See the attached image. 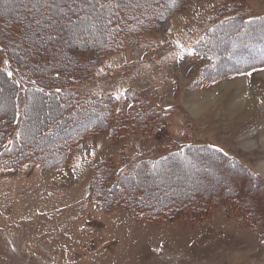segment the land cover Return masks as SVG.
<instances>
[{"label": "rangeland", "instance_id": "374dc122", "mask_svg": "<svg viewBox=\"0 0 264 264\" xmlns=\"http://www.w3.org/2000/svg\"><path fill=\"white\" fill-rule=\"evenodd\" d=\"M164 1L168 5L173 0ZM236 1L244 12L264 13V0ZM96 2L0 0V9L27 21L30 32L52 50L78 52L90 64L78 89L112 95L117 113L131 108L126 90L136 89L151 103L172 109L166 131L173 137L200 139L227 154L222 164L205 155L181 158L164 173L145 170L142 181L154 199L167 191L173 192L167 198L175 199L180 190L186 199L201 192L224 200L198 220L162 223L137 221L124 207L101 210L87 199L95 165L106 159L117 164L126 155L147 152L160 144L163 133L124 138L107 131L92 134L70 147L61 167L45 169L28 161L12 169L0 167V264H264V61L226 71L234 63L221 57L202 74L209 60L187 53L233 13L226 6L235 0H181L154 28L127 35L123 49L103 57L75 45L84 34L102 30ZM94 24L100 26L92 28ZM235 30L222 28L212 35L211 50L218 57L244 48L234 37L230 46L218 50ZM253 69L251 76L238 74ZM6 99L0 104L11 110ZM236 99L242 102L239 109L231 107ZM192 105L202 109L193 114ZM40 108L31 110L28 123L44 124L45 110ZM36 135L35 130L24 134ZM59 138L48 137L46 142L54 146ZM251 172L259 180L256 176L251 181L246 175ZM229 197L238 206L231 205Z\"/></svg>", "mask_w": 264, "mask_h": 264}, {"label": "trees", "instance_id": "16d2710c", "mask_svg": "<svg viewBox=\"0 0 264 264\" xmlns=\"http://www.w3.org/2000/svg\"><path fill=\"white\" fill-rule=\"evenodd\" d=\"M96 3L101 7L102 26L94 24L92 28L100 26L102 30L98 35L84 34V40H79L75 45L103 57L106 53L123 49L127 35L142 34L154 28L171 8L180 6L181 0H173L168 5L164 0H98ZM239 4L236 0L228 3L226 9L233 13L225 14V20L219 21L193 45L196 55L209 60L202 74L218 65L221 57H230L228 59L234 63L226 71L263 64L264 13L249 14L242 11ZM0 11V101L7 97L6 101L10 99L11 103V110L0 104V167L12 169L26 161L45 169L61 167L70 147L83 137L107 131L111 136L124 138L157 130L163 133L162 141L153 149L126 155L117 164L106 159L95 165L88 201L105 211L124 207L137 221L158 223L179 218L198 220L210 211L212 205L222 203L224 199L201 192L186 199L179 194L180 190L177 193L174 191L175 199L167 198L172 191L161 193L159 200L154 199L147 184L142 181L145 170L164 173L181 158L195 160L205 155L222 164L224 157L228 158L227 154L219 146L200 139L183 141L173 137L166 131L172 109L151 103L136 89L126 90V96L132 102L126 113L116 112L112 95L78 89L76 86L80 77L90 72V64L87 65L78 52L71 50L61 54L52 50L45 40L30 32L27 21L9 11ZM16 27L19 30L16 31ZM230 27L236 29L235 35L231 38L228 36L227 43L218 50L223 51L226 45L230 46L234 37L242 41L244 48L224 51L225 55L218 57L217 52L211 50V37L219 29ZM237 61L242 63L237 64ZM8 72L12 73L11 77ZM34 107L45 110L43 125L37 120L28 123ZM75 128L78 129L67 135ZM30 130H35L37 135L25 137L24 134ZM52 136H60L54 146L46 142V138ZM242 169L247 170L246 167ZM246 175L251 181L256 176L258 178L255 172ZM228 200L231 205L235 203L234 206H238L230 197ZM240 214L243 218L244 214Z\"/></svg>", "mask_w": 264, "mask_h": 264}, {"label": "snow or ice", "instance_id": "6c2138e0", "mask_svg": "<svg viewBox=\"0 0 264 264\" xmlns=\"http://www.w3.org/2000/svg\"><path fill=\"white\" fill-rule=\"evenodd\" d=\"M177 46L180 47V48H183V45L179 44V42H177ZM187 53H188L189 55H192V54H193V49H192V48H188V49H187ZM5 63H7V61H5ZM253 71H256V69H253L252 71L247 72V73L238 71V74H239V75H247V76H251ZM7 74H8L9 77L12 76V73H11V72H8ZM213 83H215V80H213ZM40 91H42V89H40ZM56 91L59 92L60 89H56ZM116 98L119 99V96H117ZM93 154H94V153H93Z\"/></svg>", "mask_w": 264, "mask_h": 264}, {"label": "bare ground", "instance_id": "6f19581e", "mask_svg": "<svg viewBox=\"0 0 264 264\" xmlns=\"http://www.w3.org/2000/svg\"><path fill=\"white\" fill-rule=\"evenodd\" d=\"M233 106L231 105V107L233 108L234 106H238V109H239V107H242V102H241V100L240 99H236L234 102H233ZM190 109H192V113L194 114V113H196L197 111H200L201 109H202V106L200 105L199 106V108H198V106H196V105H192L191 107H190Z\"/></svg>", "mask_w": 264, "mask_h": 264}]
</instances>
